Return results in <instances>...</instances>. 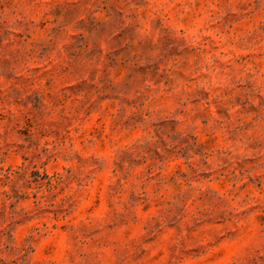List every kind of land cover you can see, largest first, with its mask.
I'll return each instance as SVG.
<instances>
[{
    "label": "rangeland",
    "instance_id": "1",
    "mask_svg": "<svg viewBox=\"0 0 264 264\" xmlns=\"http://www.w3.org/2000/svg\"><path fill=\"white\" fill-rule=\"evenodd\" d=\"M0 264H264V0H0Z\"/></svg>",
    "mask_w": 264,
    "mask_h": 264
}]
</instances>
